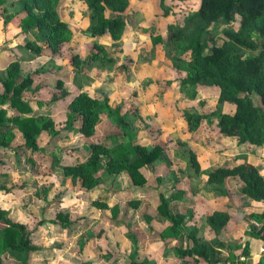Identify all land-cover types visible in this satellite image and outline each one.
I'll list each match as a JSON object with an SVG mask.
<instances>
[{
	"label": "rangeland",
	"instance_id": "obj_1",
	"mask_svg": "<svg viewBox=\"0 0 264 264\" xmlns=\"http://www.w3.org/2000/svg\"><path fill=\"white\" fill-rule=\"evenodd\" d=\"M48 1L68 32V37L57 49H52L36 28L27 33L21 31V20L26 16L24 0H6L0 6V94L3 93L1 80L7 68L16 62L20 69L19 81L27 77L32 80L30 87L23 92V98L29 101L33 110L32 116L49 118L58 132L52 137L46 133L40 136L37 141L39 149L35 153L27 152L23 156L0 151V184L7 176L4 170L19 166L29 172L27 182L33 184L35 174H42L41 168L47 169L51 165L54 171V168L63 169L66 164H74L77 162L76 152L88 158L90 145L94 143L109 148L127 143L146 152L158 145L162 148V155L151 166L141 170L147 184L140 190L132 186L127 172L108 174V158H100L98 175L102 182L97 186L100 187L98 198L112 204L110 208L117 207L115 217L109 210L115 227L105 226L102 234L107 241L109 259L122 255L124 261L134 258L139 250V260L145 258L150 264H182L176 252L169 262V257L163 254V245H160V239L174 244L180 238L177 235L162 237L161 233L168 227L171 230L174 226L172 220L182 218L181 238L186 237L188 244L192 243L187 236L197 229V236L206 241L205 231L212 232L206 225V217L214 210H227L230 192L244 197L238 187L241 181L237 177H228L222 187L226 193L220 194L227 200L224 198L217 203L214 197L219 196L207 183L206 174L241 161L256 169L259 156V149L248 147L239 150L246 155L245 158L236 157L235 149L240 145L237 139L219 132L213 113L232 115L235 105L220 103L218 88L204 82L194 87H181V81L187 76L184 66L189 54L179 32L186 19L198 11L200 1L127 0L125 9L114 6L106 12V17H119L125 23L124 32L117 42H113L106 32L98 34L91 21L90 10L82 0ZM239 26L240 18L236 16L234 30ZM207 29L213 33L216 45L221 46L227 40L223 24L210 23ZM253 40L258 45L254 52L257 54L264 46V38L256 33ZM90 54H96L97 58L87 60ZM59 83L72 96L86 90L99 99L100 115L95 137L80 139L79 122L66 127L71 97L55 100ZM251 96L254 104L263 109L260 97L256 93ZM0 108L7 109L12 115L17 114L8 103ZM110 113L118 128L108 116ZM189 116L201 118L196 128L193 119L192 127L189 126ZM120 117L123 126L116 121ZM17 141L16 145L19 144ZM195 163L199 165V171ZM201 165L204 171H201ZM176 192L178 196L172 198ZM63 195L64 192L59 191L56 199L60 200ZM161 197L168 201V220L157 210ZM232 199L242 200L238 196ZM131 200L139 202L137 208L132 207ZM252 216L247 233L256 228L251 222ZM99 230V227L94 229L90 239L100 235ZM233 248L231 251L235 255L238 248L234 244ZM103 250L98 246L100 255ZM89 257L96 262L101 259L97 253ZM187 260L191 262L192 259ZM199 262L207 264L201 259Z\"/></svg>",
	"mask_w": 264,
	"mask_h": 264
},
{
	"label": "trees",
	"instance_id": "obj_2",
	"mask_svg": "<svg viewBox=\"0 0 264 264\" xmlns=\"http://www.w3.org/2000/svg\"><path fill=\"white\" fill-rule=\"evenodd\" d=\"M90 10L91 21L99 35L108 33L113 42L121 39L125 23L119 18L108 19L106 12L117 6L125 9L127 0H82ZM187 1V0H173ZM200 6L196 13L188 17L179 32L185 51L189 54V60L184 66L187 72L186 78L181 81V87H194L204 82L219 89L218 101L235 105L232 115L214 112L217 118L219 132L227 137L237 139L239 144L248 143L255 147H264V108L254 104L251 94L256 93L264 107V46L254 54L258 45L253 40L257 33L264 38V0H199ZM6 0H0L2 6ZM26 16L21 20V31L29 32L36 28L43 39L48 40L52 49H57L60 43L68 37L67 27L58 21L52 4L48 0H24ZM240 18V26L234 30L235 17ZM223 24L226 29L224 34L227 40L221 46L215 44L214 35L208 31V24ZM39 51L38 49L36 50ZM97 58L96 54L87 56V60ZM20 69L16 62H12L1 80L3 93L0 94V106L9 104L10 109L17 111L12 115L5 108H0V149H9L15 139V131L21 134L23 148L29 151H37V141L40 136L47 134L56 136L55 124L52 120L41 116H32L33 110L29 101L23 98L32 80L30 77L19 81ZM59 92L55 100H65L71 97L68 103L66 127L74 126L79 122L78 132L86 138L95 134L99 121V99L81 90L72 96L59 83ZM116 122L112 113L108 114ZM188 124L192 127L191 120L195 121L196 128L200 117H188ZM117 123L123 126L122 118H117ZM197 122V123H196ZM122 134L125 135L124 132ZM162 155V148L154 146L150 152L141 147H132L130 144L121 143L114 148L100 143L90 145V154L85 161H79L73 166L63 167L65 177L80 180L81 187L92 190L102 182L98 175L100 158L106 156V171L110 175H118L127 172L134 188H142L147 180L141 173L144 167L151 166ZM196 168L199 171L197 163ZM206 181L212 185L213 192L220 197L226 193L224 187L228 177H237L242 187L241 194L250 200L264 203V177L258 169L246 164H238L232 168L218 167L206 174ZM178 192L172 195L176 198ZM132 207L137 208L138 201H130ZM94 207L101 210H111L116 216L117 207L110 208L105 202L97 200L92 202ZM161 216L168 220L170 211L168 201L161 197L157 206ZM7 213L0 210V264L16 263L28 264L29 255L35 251L31 246L30 230L21 224L13 223L6 218ZM252 219L261 221L264 214H251ZM174 226L168 227L161 233L162 237L175 236L181 238L180 225L182 218L172 220ZM206 225L216 235L227 226L230 216L227 210H214L205 219ZM251 237L261 239L264 242V227L253 228L249 233ZM187 238L192 241V246L186 249L175 250L182 264H199V260L207 264L229 262V264H252L246 260L250 255V244L247 241L242 247L239 256L231 251L232 244L226 246L219 241L207 242L197 236V229L192 230ZM136 243V242H135ZM138 247V246H137ZM229 249L227 258L221 257V250ZM7 255V256H6ZM136 254L129 264H150L145 258L139 260ZM187 259H192L189 262ZM86 264V263H85ZM89 264V263H87ZM256 264H264V256Z\"/></svg>",
	"mask_w": 264,
	"mask_h": 264
},
{
	"label": "crops",
	"instance_id": "obj_3",
	"mask_svg": "<svg viewBox=\"0 0 264 264\" xmlns=\"http://www.w3.org/2000/svg\"><path fill=\"white\" fill-rule=\"evenodd\" d=\"M88 94L97 97L89 92ZM78 134V137L82 139L83 136L79 132ZM17 140H19L18 145H16ZM22 145L23 139L21 134L15 131V139L11 147L7 150L0 149V151L12 152L13 154L21 153L23 156L27 152H36L29 151L23 148ZM248 147L259 149V156L257 157L255 167L264 177V147L258 148L248 143L240 144V149L238 147L235 149V152H237L236 157L245 158L244 156L246 155L240 153L239 150L242 151ZM76 153L75 158L77 162L87 159V157L80 155L79 152ZM199 161L198 159V163H200ZM250 162L253 163L254 161L250 160ZM76 163L66 164L64 167L73 166ZM238 163L233 164L229 168L238 165ZM239 164H243V161ZM50 166L47 169L41 168L43 170L42 174H37L39 176L35 174V181L32 184L30 181L27 182L30 174L28 171L26 172L23 166L13 168L7 165L9 168L4 170L7 172V176L3 179L5 182L0 184V210L7 213V219L13 223L26 226L31 232V246L35 248V251L29 255L28 264H129L132 259L130 257L124 261L121 258L122 255H117L113 259L108 258L110 253L107 249V241L105 235L102 234V229L108 225L110 228H114L115 224L110 220L111 214H109V210H101L92 205V202L99 200L100 187L86 190L81 187L79 179L73 181L71 177L64 176L62 168H54L53 171ZM201 171H204L202 165ZM63 183L66 185L64 186ZM238 187H242L241 182ZM59 191L64 192L60 200L56 199V193ZM234 196H238L242 200L239 202L233 200ZM214 198H216L217 203L224 198L227 200L225 195ZM212 200L214 201V199ZM107 205L109 207L112 206L109 202H107ZM227 205L230 216L229 223L217 237L212 232L205 231V240L209 242L219 240L226 246L229 244L236 245L238 248L234 251L236 256L240 255L242 247L248 241L250 244V255L246 259L241 257V260H246L252 264L258 263L261 257L264 256V242L261 239L251 237L247 231L249 230L250 215L264 214V203L253 201L230 192ZM251 222L256 229L264 227V219L261 221L252 219ZM97 227L100 229V235L96 234L94 239H90L92 231ZM201 236H203L202 232ZM76 240L77 242H75ZM165 242L163 239H160V245L164 247L163 254L169 257V262L173 260L175 250L186 249L187 247H191L192 244L191 242L188 244L186 237L177 240L176 244H171L173 241ZM98 246L104 248L101 255L98 251ZM114 246L116 247V243ZM137 252V255H139L140 251L138 250ZM229 252V249H223L221 250V256L226 258L229 256ZM95 253L101 256L99 262H96L94 259L93 261L91 260L92 257H89L90 254L95 255ZM8 264L16 263L11 262ZM199 264L203 263L200 262ZM218 264L226 263L223 261Z\"/></svg>",
	"mask_w": 264,
	"mask_h": 264
}]
</instances>
